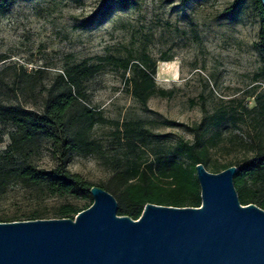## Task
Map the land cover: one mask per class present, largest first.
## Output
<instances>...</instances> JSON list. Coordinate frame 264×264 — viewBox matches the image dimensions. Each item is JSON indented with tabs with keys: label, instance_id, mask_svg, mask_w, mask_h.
<instances>
[{
	"label": "rangeland",
	"instance_id": "obj_1",
	"mask_svg": "<svg viewBox=\"0 0 264 264\" xmlns=\"http://www.w3.org/2000/svg\"><path fill=\"white\" fill-rule=\"evenodd\" d=\"M100 1L15 0L0 14V102L39 109L44 90L65 66L101 62L99 72L84 83L82 100L105 119L89 132L100 151L73 154L68 164L71 172L94 185L107 182L119 161L150 160L195 137L207 145L211 162L229 164L250 156L249 142L264 140L256 113L242 109H251L255 96L264 92L254 0H241L235 8L234 0H131L127 6L113 1L109 14L97 19ZM143 53L156 63V86L171 91L169 96H151L146 106L128 89L129 71L105 59L135 62ZM222 107L237 119L227 115L215 125L210 116ZM132 120L142 121L154 134L133 152L115 131ZM14 131L10 122L0 121V165L6 168L13 162L2 157L3 151ZM28 153L39 168L56 164V147L42 134ZM60 202L6 178L0 215L23 216L33 208L52 213Z\"/></svg>",
	"mask_w": 264,
	"mask_h": 264
},
{
	"label": "trees",
	"instance_id": "obj_2",
	"mask_svg": "<svg viewBox=\"0 0 264 264\" xmlns=\"http://www.w3.org/2000/svg\"><path fill=\"white\" fill-rule=\"evenodd\" d=\"M14 1L0 0V14H6ZM113 1L127 6L131 0H101L94 12L95 18L106 17ZM186 1L180 0L183 3ZM240 1L234 0L231 8H235ZM254 5L259 22L257 46L264 54V4L254 0ZM105 59L113 61L123 71H129L125 82L141 105L146 106L149 98L155 94L171 95V91L156 86V63L148 54L143 53L135 62L114 56ZM101 67V62L88 64L85 61L65 66L44 90L39 109L19 103L0 102V121L10 122L15 127L3 151L2 157L10 159L13 165L10 168L0 165V194L4 191L5 179L13 178L38 196L61 200L52 213L33 208L23 216L0 215V221H16L22 217L26 220L73 218L77 212L91 205L89 189L94 184L71 172L68 164L73 154L100 151V145L89 138V132L95 124L105 119L82 100L86 97L84 83L93 78ZM254 100L255 105L251 109L246 106H242V109L249 113L255 112L257 123L264 126V92L255 96ZM228 113L227 109L218 108L210 119L215 125H219L227 115L237 119L235 114ZM115 131L131 152L145 146L154 135L139 120L126 121ZM37 134L49 138L56 147V164L51 168H39L29 158L28 149ZM249 146L251 154L241 162L218 164L210 161L207 145L195 137L193 142L181 141L174 151L157 153L150 160L126 158L123 163L119 161L109 180L96 185L114 196L118 204V215L137 219L146 202L199 206V185L194 176L196 163H202L213 172L235 165L237 170L233 182L240 203H254L264 209V140L250 141ZM183 157L190 163L186 164ZM87 200L89 203H81Z\"/></svg>",
	"mask_w": 264,
	"mask_h": 264
},
{
	"label": "water",
	"instance_id": "obj_3",
	"mask_svg": "<svg viewBox=\"0 0 264 264\" xmlns=\"http://www.w3.org/2000/svg\"><path fill=\"white\" fill-rule=\"evenodd\" d=\"M236 170L196 163L199 206L146 202L132 219L92 185L73 218L0 221V264H264V209L240 203Z\"/></svg>",
	"mask_w": 264,
	"mask_h": 264
}]
</instances>
